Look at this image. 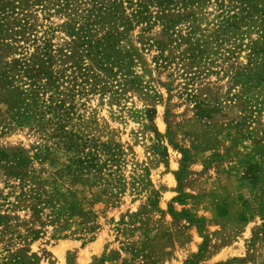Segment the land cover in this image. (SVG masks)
Listing matches in <instances>:
<instances>
[{"label": "rangeland", "instance_id": "374dc122", "mask_svg": "<svg viewBox=\"0 0 264 264\" xmlns=\"http://www.w3.org/2000/svg\"><path fill=\"white\" fill-rule=\"evenodd\" d=\"M254 5L0 0V264H264Z\"/></svg>", "mask_w": 264, "mask_h": 264}, {"label": "trees", "instance_id": "16d2710c", "mask_svg": "<svg viewBox=\"0 0 264 264\" xmlns=\"http://www.w3.org/2000/svg\"><path fill=\"white\" fill-rule=\"evenodd\" d=\"M197 1H199V0H180L181 4H178L177 0H165V2L163 0H157V4H159L160 9H161L160 11L162 12L160 17L164 19L163 27H167L172 22L171 18L166 17L168 15V10H171V9L173 10V9L177 8V15H179L178 12L180 9L184 10V9H186V6L190 7L193 4H195ZM235 1L240 2V8H239V12H234L230 16V19H234V20L237 18V15L239 13L247 12V10L249 8H255L256 5H254V3H257V5H260V7H263V2H264V0H235ZM138 6H141V4H139ZM141 13H142V11L136 10L133 17H135V19H137V20L146 19L145 16H143ZM128 25L131 26L130 22ZM78 148H80V147L77 144V149ZM81 148H83V147H81ZM77 151H79V150H77ZM77 154H79L78 158L76 160L72 161L73 164H76V166L74 168L77 169V171H82L85 169H94V168L97 169L96 163H94L90 160L92 158L89 157V155H90L89 152L84 153L83 149H81L79 153L77 152ZM97 170H99V169H97Z\"/></svg>", "mask_w": 264, "mask_h": 264}]
</instances>
